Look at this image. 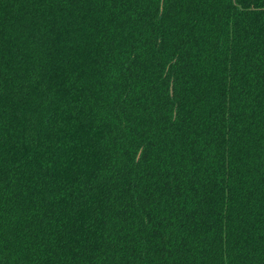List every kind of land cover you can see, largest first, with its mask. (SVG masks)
<instances>
[{
    "label": "trees",
    "instance_id": "trees-1",
    "mask_svg": "<svg viewBox=\"0 0 264 264\" xmlns=\"http://www.w3.org/2000/svg\"><path fill=\"white\" fill-rule=\"evenodd\" d=\"M0 264H264V0H0Z\"/></svg>",
    "mask_w": 264,
    "mask_h": 264
}]
</instances>
